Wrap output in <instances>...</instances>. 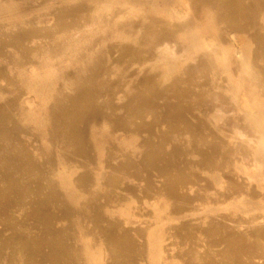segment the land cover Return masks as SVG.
<instances>
[{
    "label": "bare ground",
    "instance_id": "obj_1",
    "mask_svg": "<svg viewBox=\"0 0 264 264\" xmlns=\"http://www.w3.org/2000/svg\"><path fill=\"white\" fill-rule=\"evenodd\" d=\"M15 1L30 3V0ZM260 1L264 0H187L193 13L192 21L196 20L199 31L207 33L198 36L193 46L174 43L171 23L157 19H140L138 22L121 20L118 11L111 9V4L106 5L104 1L98 3L103 6L98 18L91 16L89 6L80 3H73L67 11L59 14L57 24L61 28L66 23L65 17L77 25L82 23L80 18L83 15L85 23L91 22L83 31L85 36L81 39L86 45L81 53H91L95 47L103 49L96 41L88 40L98 33L97 28L108 15L110 21L119 22L122 33H133L138 40H112L106 44V50L98 51V58L109 56L116 60V64L123 65L132 59L147 62L150 56L144 52L149 53L167 43L173 51L172 64L181 65L182 71L173 76L167 75L165 70L156 71L144 76L139 86L130 89L119 85L117 77L110 80L103 75L111 67L101 65L100 61L81 62L79 65L85 74L80 82L73 84L69 93L57 91L50 95L42 105L44 116L39 122L44 132L34 133L41 144L48 147V153L41 151L42 154L48 155L51 162L56 154L63 155L69 163V172L83 169L76 181L84 189L90 184L85 170L87 162L91 160L87 146L97 143L90 140L92 121L103 116L108 128L118 127L128 134H139L144 138L146 148L141 162H133L128 155L120 157L118 168L112 170L105 188L96 195L87 196L80 206V212L91 222L89 229L71 215V204L59 198L55 189L45 191L43 186L33 188L36 183L34 179L42 184L40 167L29 155L25 144L13 140L18 131L30 129L24 126L21 115L13 110L11 103L3 101L0 104V138L3 139L0 140V166L8 169L7 176H11V169H15L18 177L25 179L22 185L17 179L0 181V207L5 211L11 210L28 197L32 209L29 219L36 226L35 229L28 228L15 218H5V225L13 228L14 235L7 239L0 232V263L3 254L8 251V264H85L86 255L98 247L97 240L102 237L106 251L100 264H139L142 259L149 261L154 255L150 245L153 242L160 247V254L180 264H264V211L261 202L264 201V193L248 185L241 174L244 167L254 162L258 150L264 152V123L258 121V115L241 111L224 93L228 79L224 74L227 62L223 58L233 44H238L237 36H233L235 33L232 35L230 29L248 30L253 22L250 18L252 6ZM100 30V34H103L104 30ZM4 32L6 34L0 36V53L4 49L9 51L8 46L24 53L34 51L36 47L28 37L40 35L47 43L55 35L49 29H26L22 26ZM249 44L251 67L245 86L252 88L247 93L249 97L261 99V112L264 113V92L258 90L259 86L264 88V33L250 36ZM184 48L187 58L179 63L176 56ZM192 49L195 61L190 59ZM236 52L239 55V51ZM236 59H232V65L236 64ZM0 75H6L1 68ZM119 90H124L128 96V102L124 105L126 115L121 119L116 115L115 97ZM150 112L153 115L149 119L147 113ZM58 128L60 130L56 132ZM224 132L229 136L225 137ZM186 135L188 138H185ZM4 152L6 156H2ZM114 153L113 149L107 150L108 163ZM195 153L200 156L198 167L202 170L201 174H192L196 166L191 163L190 154ZM258 158L264 160V154ZM33 169L35 172H32ZM121 169L137 180L146 174L148 184L139 191L140 195L157 197L163 209L169 213H189L200 208L193 209V196L190 197L187 192L191 184L196 191L195 197L203 205L201 225L180 221L157 236L143 226L136 230L138 236L143 235V241L132 238L131 230L125 229L120 220H111L106 213V206L118 201L114 191L122 182ZM209 172L220 179V187L216 188L210 183ZM151 175H155L158 181L151 182ZM233 193L241 200L226 205ZM208 201L219 204L223 214L208 215L204 207ZM92 204L96 206V211L90 216ZM252 205L261 210L253 215H243L242 209ZM59 217L68 218V228L57 229ZM169 234L176 247L175 254L166 244Z\"/></svg>",
    "mask_w": 264,
    "mask_h": 264
},
{
    "label": "rangeland",
    "instance_id": "obj_2",
    "mask_svg": "<svg viewBox=\"0 0 264 264\" xmlns=\"http://www.w3.org/2000/svg\"><path fill=\"white\" fill-rule=\"evenodd\" d=\"M96 1L97 0H30V3L27 4L25 1L19 3L15 0H0V36L6 34V32H4L5 30H14L17 26L26 27V29L30 27L49 29L55 34L47 43L43 41L44 38L40 35L28 37V40L36 47L34 51L24 53L16 51L11 46H8L9 51L4 49L0 53V68L3 69L6 74V78L0 75V104H2L3 101L11 103L13 110L21 115L24 126L30 129V131H18L15 133L16 137L13 140H16L17 143L22 142L25 144L26 148L30 151L29 155L35 160V164L40 167V172L43 175L42 184H40L37 179H34L36 183L33 184V188L36 189L43 186L45 191H49L51 188L55 189L59 198L68 200L71 204V215L76 218L78 223L87 227V229L90 228L91 222L85 214L80 212V206L85 202L87 196L96 195L105 188L106 182L111 177L112 170L118 168L120 157L128 155L133 162H141L146 148L144 138L139 134H128L125 130L118 127L114 129L108 128L106 125L107 122L103 116H98L96 120L92 121L89 133L92 134L93 138L91 137L90 140L97 143H91L87 146L91 160L87 162V168L85 170L89 175L88 180L90 184L84 189V187L76 181V178L82 173L83 169L77 168L69 172L67 170L69 163L63 155L56 154L53 162L49 160L48 155H43L48 153L46 152L48 147L41 144V140L34 135L35 132H44L39 122L41 116H44L42 105L45 104V101L50 95L56 94L57 91L69 93L73 84L75 85L80 82V78L85 74L79 65L81 62L97 63L100 61L101 65L111 67V70L108 73H103V75L105 74L110 80L111 78L117 77L119 85L130 89L139 86L144 76L148 74L165 70L167 71V75L173 76L181 73L182 66L172 64L173 55L171 53L173 51L171 46L167 43L161 45V48L152 50L149 53L144 52L150 56L147 62L132 59L125 61L123 65L120 63L116 64V60L109 56L104 59L98 58V51L106 50V44L112 40H131L133 42H137L138 40V36L133 33H122V30H119V28H121L119 22L110 21L108 15L104 17L100 27L94 26L96 28L98 27V33L91 36L88 40L92 42L96 41L103 49L98 50V48L96 49L95 47L91 53H81V49H84L86 45V42L81 39L85 36L83 31L88 25H91V22L85 23L83 15L80 18L82 23L77 25L70 23V19L65 17L66 23L61 28L57 24V21L60 20V18H58L59 14L67 11L68 7L73 3H80L84 6H89L91 16L94 15V17L98 18L103 8V6L98 3L99 1H104L106 5L111 4V9L118 11V18L121 20L129 19L138 22L140 19H157L161 22L171 23L173 35L175 36V44L193 46L197 42L198 36H205L204 34H207L204 31L198 30L197 23L195 22L196 20H193L194 22L192 21L193 13H191V9L186 3L187 0ZM252 9L253 11L250 18L253 22L249 25L251 31L249 29H246V31L230 29L231 34L233 35V33H235L233 36H237L239 45L233 44V47L229 48L228 52L223 55L224 60L227 62L224 74L228 79V87L224 88V93L241 111L245 110L258 115V121L264 123V113L261 112V99L249 97L247 93L248 91H252V88L245 86V79L251 67L249 37L264 33V1L254 3ZM17 10L19 11L18 13L15 12ZM53 12L56 13L54 14ZM167 13L169 15H167ZM84 14L86 16V13ZM100 29L104 30L103 34H100ZM256 31L258 32L255 33ZM207 36L212 35L208 34ZM94 46L96 45L94 44ZM236 51H239V55ZM193 52L194 49L191 50L190 59L195 61L196 56L192 55ZM177 54L176 58L179 63L186 60L187 55H185V48ZM233 58H239L238 61L236 59L237 62L234 65H232ZM258 90L259 92H264L262 86H259ZM124 92V90H119L116 93L117 97H115L117 102L116 115L120 119L126 115L124 105L128 102L127 93ZM152 115L151 112L147 113V118L150 119ZM59 130L58 128L55 131L58 132ZM224 134L226 135L225 137L229 136L228 133L224 132ZM234 135L236 137L238 136L237 134ZM154 137L155 135L153 134V138ZM185 138H188V136L186 135ZM0 140L3 141L2 138H0ZM55 141L57 143L59 142L57 136L55 137ZM168 147H170V144H168ZM112 149L115 153L110 157V162L108 163L106 160L108 156L107 150ZM262 154H264V152L258 150L255 153L254 162L248 167H244L241 170V174L248 185H253L261 193H264V160L261 161L258 158ZM2 156H6V152H4ZM190 157L192 159L191 163L196 166L192 174H201L202 170L198 167L200 156L195 153L190 154ZM11 170H13L11 176H7L6 172L8 169L4 168V166H0V181L4 182L6 180L11 181L17 179L20 180L22 185L25 179H23V177H18V172L15 169ZM23 170L25 171V166ZM32 172H35V170L33 169ZM208 174H210V183L216 188L220 187V179L211 172ZM145 176L146 174H142L140 179L137 180L125 169H121L120 177L122 182L114 191V196L118 201L106 206L107 216L111 220H120L125 229L133 232L132 238H139L142 241L143 235L138 236L136 230L143 226L148 227L152 230L153 235L157 236L163 230H170L171 225L176 222L190 221L194 226L201 225L204 214V210L201 208L203 205L201 200L195 197L196 191L191 184L188 185L187 192L190 197L193 196L191 198L193 209H196L198 206L200 208L192 210L189 213H169L163 209L162 202L158 200L157 197L140 195L139 191L144 189L148 184ZM151 179V182L158 181L155 175H151ZM18 188H20V185ZM135 190L137 191L136 193ZM13 197L16 198V195H13ZM242 198H244V200H252L248 197ZM238 200H241V198L233 193L229 196L226 205L239 203ZM261 202L262 211H264V201ZM30 204L31 200L26 197L22 203H18V205L11 210L7 209L5 211L3 207H0V232L5 238L9 239L14 235L13 228L6 226L4 223L6 217L10 219L15 218L17 221L24 223L28 228H36L35 223L29 219L32 211ZM95 207L96 206L92 204L90 216L96 211ZM204 207L208 215L223 214L220 205L217 203L208 201L204 204ZM53 210L57 211L55 207H53ZM259 210L261 209L256 206H247V209H242V214L247 216L253 215ZM69 225L70 222L67 217H59L56 222V227L59 230L66 229ZM87 240L86 238L85 241ZM71 243H73V241ZM97 244L98 247L86 255L85 264H100L102 262L104 252L106 251L102 237L98 238ZM166 244L170 247L172 254H175L176 247L173 243L171 234H169ZM150 245L154 251L153 259L149 261L142 259L139 264H180L178 262H172L169 257L160 254V247L155 242L150 243ZM8 258L9 252L7 251L3 254V259L0 264H8Z\"/></svg>",
    "mask_w": 264,
    "mask_h": 264
}]
</instances>
